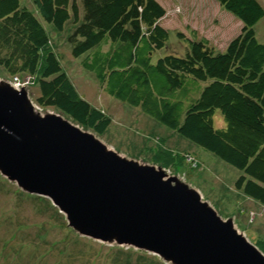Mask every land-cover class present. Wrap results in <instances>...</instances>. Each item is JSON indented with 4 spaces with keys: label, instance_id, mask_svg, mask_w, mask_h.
<instances>
[{
    "label": "trees",
    "instance_id": "16d2710c",
    "mask_svg": "<svg viewBox=\"0 0 264 264\" xmlns=\"http://www.w3.org/2000/svg\"><path fill=\"white\" fill-rule=\"evenodd\" d=\"M216 1L241 22L239 34L218 53L197 31L189 37L180 31L185 51L177 54L169 52L170 32L162 23L167 10L157 0H31L36 11L22 0H0V69L11 82L38 85L42 108L105 134L112 118L81 96L52 44L50 31H70L72 55L106 93L237 169L235 189L264 207V44L254 30L264 8L258 0ZM159 144L153 161L160 166L198 167L191 155L166 147L165 138ZM4 183L0 174V189ZM17 194L68 221L49 198L23 189ZM257 246L264 251V243ZM116 248L113 264H169L145 250L128 247L136 249L132 258L124 246Z\"/></svg>",
    "mask_w": 264,
    "mask_h": 264
},
{
    "label": "water",
    "instance_id": "95a60500",
    "mask_svg": "<svg viewBox=\"0 0 264 264\" xmlns=\"http://www.w3.org/2000/svg\"><path fill=\"white\" fill-rule=\"evenodd\" d=\"M36 106L28 86L0 81V172L49 198L80 234L170 264H264V252L197 189Z\"/></svg>",
    "mask_w": 264,
    "mask_h": 264
},
{
    "label": "rangeland",
    "instance_id": "374dc122",
    "mask_svg": "<svg viewBox=\"0 0 264 264\" xmlns=\"http://www.w3.org/2000/svg\"><path fill=\"white\" fill-rule=\"evenodd\" d=\"M157 1L167 10L162 23L170 32L171 53L183 54L185 51L177 37L180 31L187 37L192 30L197 31L199 37L206 38L218 53L223 52L228 42L240 32L241 22L220 8L216 0ZM258 1L264 8V0ZM22 2L36 11L31 0ZM47 26L50 31L52 26ZM254 30L257 40L264 44V18L255 25ZM50 33L63 67L81 96L112 118L111 126L105 134L87 131L94 133L122 156L156 167L160 165L153 161V156L160 145V138H165L166 147L191 155L189 160H198V167L186 162L182 171H175L176 167H172L166 169L168 174L178 176L190 187L197 189L202 199L223 219L232 218L235 228L251 243L256 246L264 243V207L235 189L234 181L239 175L237 169L188 139L179 138L174 130L155 121L141 109L106 93L95 77L83 69L82 60L72 55L71 46L67 42L70 31ZM0 81L11 82L12 78L0 69ZM29 95L41 113L52 112L69 119L55 108L39 106L36 101L38 85L30 86ZM214 123L217 127L221 124L217 117ZM3 177L6 183L0 189V264H113L111 259L119 250L116 246L121 245L67 231L64 225L70 226L64 217L56 216L53 211L46 212L47 208L37 199L27 196L20 199L17 193L22 189L6 176ZM41 236L44 242L40 241ZM71 240L78 242L72 244ZM41 242L44 244L41 245ZM123 246L126 252L132 253V258L137 256L136 249Z\"/></svg>",
    "mask_w": 264,
    "mask_h": 264
},
{
    "label": "built area",
    "instance_id": "2783aa9c",
    "mask_svg": "<svg viewBox=\"0 0 264 264\" xmlns=\"http://www.w3.org/2000/svg\"><path fill=\"white\" fill-rule=\"evenodd\" d=\"M15 85H17V87H21V86H28V84H24V83H20V82H15Z\"/></svg>",
    "mask_w": 264,
    "mask_h": 264
}]
</instances>
